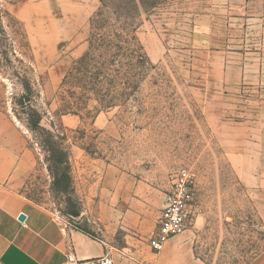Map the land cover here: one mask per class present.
<instances>
[{
	"label": "rangeland",
	"instance_id": "1",
	"mask_svg": "<svg viewBox=\"0 0 264 264\" xmlns=\"http://www.w3.org/2000/svg\"><path fill=\"white\" fill-rule=\"evenodd\" d=\"M99 6L0 0V114L36 159L22 192L63 223L92 230L93 164L131 174L162 197L188 168L198 185L186 228L196 255L207 264L253 263L264 253V66H255L263 75L255 87L223 83L216 70L237 61L231 76L239 78L243 47L264 62V0H163L142 11L137 34L150 60L143 79L132 80L136 89L123 97L111 76L94 80L106 104H117L102 108L87 91L79 115L63 107L79 90L73 97L62 83L88 51L89 21ZM38 118L70 149L69 193L53 186L45 134L31 127Z\"/></svg>",
	"mask_w": 264,
	"mask_h": 264
},
{
	"label": "crops",
	"instance_id": "2",
	"mask_svg": "<svg viewBox=\"0 0 264 264\" xmlns=\"http://www.w3.org/2000/svg\"><path fill=\"white\" fill-rule=\"evenodd\" d=\"M255 53L243 47L239 78L231 76V65L237 63L234 60H227L226 70L217 68V77L226 84L233 80L243 86L262 84L263 75L255 66H264V62H257ZM7 123L6 115L0 114V264H95L96 258L105 254L112 255L117 264H207L195 253L190 229L172 237L162 250H153L149 239L168 193L162 197L155 186L111 165L99 170L98 164H93L91 170L95 171L91 193L96 213L91 231L96 236L63 223L22 192L36 159L23 138L9 132ZM243 180L255 184L254 179L243 176ZM22 213L24 221L19 220ZM251 264H264V253Z\"/></svg>",
	"mask_w": 264,
	"mask_h": 264
},
{
	"label": "trees",
	"instance_id": "3",
	"mask_svg": "<svg viewBox=\"0 0 264 264\" xmlns=\"http://www.w3.org/2000/svg\"><path fill=\"white\" fill-rule=\"evenodd\" d=\"M162 1L99 0L100 6L89 21L88 51L75 61L62 83V87L70 86L68 90H71L69 93L73 97H76V90H79L81 94L73 104H63L66 110H73L74 113L80 115V105L83 103L81 98L87 91H93L94 99L102 108L117 104L115 100L112 104L109 102L106 104V100L99 96V89L92 86L94 80L100 81L101 78L111 76L116 83L115 91L119 97L129 95L130 90L136 89L132 80H142L150 64L137 34L140 26L138 19L142 11L147 12ZM27 99L26 96H23L20 103H26ZM31 127L37 133L45 134L43 145L46 160L49 163L48 170L53 177L54 188L63 193H69L72 189L69 147L58 134L41 126L39 118L31 121ZM69 213L72 216L79 214L77 210ZM77 228L96 236L91 230Z\"/></svg>",
	"mask_w": 264,
	"mask_h": 264
},
{
	"label": "built area",
	"instance_id": "4",
	"mask_svg": "<svg viewBox=\"0 0 264 264\" xmlns=\"http://www.w3.org/2000/svg\"><path fill=\"white\" fill-rule=\"evenodd\" d=\"M197 180L188 168L179 170L172 178L167 203L159 218L157 228L149 244L155 251H160L174 236L185 232L191 217L197 211ZM96 264H117L110 254L99 256Z\"/></svg>",
	"mask_w": 264,
	"mask_h": 264
},
{
	"label": "water",
	"instance_id": "5",
	"mask_svg": "<svg viewBox=\"0 0 264 264\" xmlns=\"http://www.w3.org/2000/svg\"><path fill=\"white\" fill-rule=\"evenodd\" d=\"M19 220H20V221H24V220H25V214H23V213L20 214V215H19Z\"/></svg>",
	"mask_w": 264,
	"mask_h": 264
}]
</instances>
